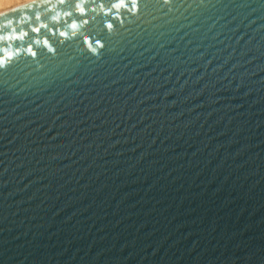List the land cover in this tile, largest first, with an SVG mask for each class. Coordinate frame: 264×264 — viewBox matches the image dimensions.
<instances>
[{
	"label": "water",
	"instance_id": "1",
	"mask_svg": "<svg viewBox=\"0 0 264 264\" xmlns=\"http://www.w3.org/2000/svg\"><path fill=\"white\" fill-rule=\"evenodd\" d=\"M118 2L0 15V264H264V0Z\"/></svg>",
	"mask_w": 264,
	"mask_h": 264
},
{
	"label": "snow or ice",
	"instance_id": "2",
	"mask_svg": "<svg viewBox=\"0 0 264 264\" xmlns=\"http://www.w3.org/2000/svg\"><path fill=\"white\" fill-rule=\"evenodd\" d=\"M61 2L63 3L64 0H61ZM126 2L129 4V10H132V9H134V8L137 7L138 0H119L118 3H116V4L113 5V7L114 8L122 7ZM167 2H168V0H165V3H167ZM76 7L79 8L82 13L84 12V9L83 8H80V5L79 4H77ZM68 14L70 15L71 13H68ZM42 27H47V25H43ZM71 27L72 28H76L77 25L75 23H73L71 25ZM107 27L108 28H112V25L109 23L107 25ZM33 31L39 32L40 31V28H34ZM24 34L26 35L27 33H24ZM60 35L64 36L66 34L63 33V32H61ZM8 38L11 39L12 37L9 36ZM3 39H4V37L3 36H0V40H3ZM44 43H45V45H47L48 44V41L45 40ZM89 43H91V42L89 41ZM95 43L99 44V41H96ZM27 51L29 53H31L32 56H36V52H34L30 46L27 48ZM52 51H55V49H52ZM8 58L11 59V56H9ZM5 64H6V62H5L4 57L2 55H0V69H5Z\"/></svg>",
	"mask_w": 264,
	"mask_h": 264
},
{
	"label": "bare ground",
	"instance_id": "3",
	"mask_svg": "<svg viewBox=\"0 0 264 264\" xmlns=\"http://www.w3.org/2000/svg\"><path fill=\"white\" fill-rule=\"evenodd\" d=\"M37 0H0V15Z\"/></svg>",
	"mask_w": 264,
	"mask_h": 264
}]
</instances>
